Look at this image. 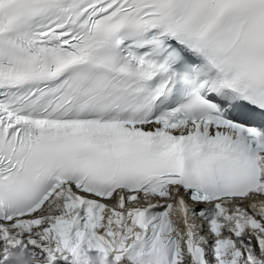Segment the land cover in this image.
<instances>
[{
	"label": "snow or ice",
	"instance_id": "obj_1",
	"mask_svg": "<svg viewBox=\"0 0 264 264\" xmlns=\"http://www.w3.org/2000/svg\"><path fill=\"white\" fill-rule=\"evenodd\" d=\"M0 264H264V0H0Z\"/></svg>",
	"mask_w": 264,
	"mask_h": 264
}]
</instances>
